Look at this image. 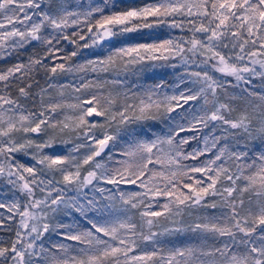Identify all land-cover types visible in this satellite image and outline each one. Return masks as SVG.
Segmentation results:
<instances>
[{"label":"snow or ice","instance_id":"snow-or-ice-1","mask_svg":"<svg viewBox=\"0 0 264 264\" xmlns=\"http://www.w3.org/2000/svg\"><path fill=\"white\" fill-rule=\"evenodd\" d=\"M0 64V264H264V0H0Z\"/></svg>","mask_w":264,"mask_h":264},{"label":"trees","instance_id":"trees-1","mask_svg":"<svg viewBox=\"0 0 264 264\" xmlns=\"http://www.w3.org/2000/svg\"><path fill=\"white\" fill-rule=\"evenodd\" d=\"M74 2H75V0H74ZM22 58H23V59H27V56L25 55V56H23ZM0 66H4V65L0 64ZM255 83H256V91H257V92L261 91L262 88H261V86L259 85V81H256ZM194 146H195V142L193 143V145L190 146V148H191V147H194ZM3 211H4L3 209H0V212H3Z\"/></svg>","mask_w":264,"mask_h":264},{"label":"rangeland","instance_id":"rangeland-1","mask_svg":"<svg viewBox=\"0 0 264 264\" xmlns=\"http://www.w3.org/2000/svg\"><path fill=\"white\" fill-rule=\"evenodd\" d=\"M72 2L74 3V0H72ZM81 43H83V42H81ZM83 51H84L85 53H87V52L90 51V50L85 49V50H83ZM76 59H79V57L76 58ZM61 79H71V77H61ZM54 150H55V149H52V150H46V151H54ZM19 159H20L22 162L28 160L27 157H23V156L19 157Z\"/></svg>","mask_w":264,"mask_h":264}]
</instances>
